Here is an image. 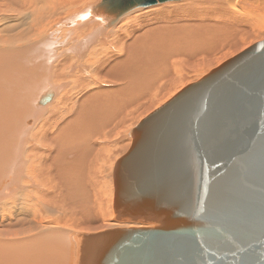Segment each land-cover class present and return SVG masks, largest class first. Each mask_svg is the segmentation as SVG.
<instances>
[{
	"label": "bare ground",
	"instance_id": "obj_1",
	"mask_svg": "<svg viewBox=\"0 0 264 264\" xmlns=\"http://www.w3.org/2000/svg\"><path fill=\"white\" fill-rule=\"evenodd\" d=\"M193 1L165 10L135 6L120 16L111 4L115 21L107 26L106 0H0V205L14 199L21 216L0 218V264H74V234L152 227L96 223L114 216L115 187L106 207L105 175L119 160L115 152L129 150L124 133L183 90L169 88L186 71L211 64L221 41L238 46L235 7ZM260 6L237 29L243 37L264 32V1ZM26 187L60 206L55 226L31 210ZM74 219L83 222H60Z\"/></svg>",
	"mask_w": 264,
	"mask_h": 264
},
{
	"label": "water",
	"instance_id": "obj_2",
	"mask_svg": "<svg viewBox=\"0 0 264 264\" xmlns=\"http://www.w3.org/2000/svg\"><path fill=\"white\" fill-rule=\"evenodd\" d=\"M167 1L102 5L108 26L111 4L120 16ZM131 138L113 170L114 220L152 227L74 234V264H264V40L185 87Z\"/></svg>",
	"mask_w": 264,
	"mask_h": 264
},
{
	"label": "rangeland",
	"instance_id": "obj_3",
	"mask_svg": "<svg viewBox=\"0 0 264 264\" xmlns=\"http://www.w3.org/2000/svg\"><path fill=\"white\" fill-rule=\"evenodd\" d=\"M184 0L182 1H178V3H165V4H161V5H158L157 6H153L154 10L155 9H162V10H165L164 7H167L168 9H174V6L175 8H184L185 6L189 5L190 3L192 2H188L189 0H186L185 2H183ZM193 1V0H191ZM196 1H199V3H209V0H196ZM214 1V0H213ZM223 1L227 4H231L232 6H234V12L236 13L237 17L242 19L241 23L239 25H237V29H241L243 27H246V26H249L250 24V20H255V16L253 14V9L257 10L258 12H262V9H261V6H260V2L261 1H264V0H251V3L250 5H248L247 3H245L243 1V3L241 2H238V0H217V1H214L212 3H214V5H216L215 3L217 4H221L223 3ZM240 1V0H239ZM182 2V3H181ZM195 2V1H193ZM150 7V6H149ZM145 10H153V9H150V8H145V9H141V11H145ZM261 15H263V13H260ZM233 30V32H237V36H238V46L236 48H225V44L224 42H220L219 45H218V48L214 49L211 53V56H212V63L211 64H208L204 67H201L199 69H194V70H188L186 71L183 75H182V80L181 81H178V83H175L174 85L172 84L171 86L172 87H168L169 90H176L180 87L181 84H184V86H182V88L180 89H183L184 87H186L187 85L191 84V83H194L196 82L197 80L195 81H192L197 75H200L201 73H204V75H206L209 71H211L212 69H214L215 67H218L220 64H222L223 62H225L226 60H228L229 58L235 56L236 54L240 53L241 51L245 50L246 48H248L249 46L253 45L254 43H257L261 40H264V36L261 37V38H258L260 36L263 35L264 32H262L261 35H253L252 37L250 36H245L243 37L242 36V33H239L238 30ZM232 32V34H233ZM234 33V35H236ZM231 32L229 35H232ZM233 36V35H232ZM235 37V36H234ZM242 45L244 47H242ZM242 47V48H241ZM221 52V53H220ZM202 57V56H201ZM202 76V77H203ZM201 77V78H202ZM200 79V77H199ZM198 79V80H199ZM73 88V83L70 84V87L68 86V88H65L63 91L61 92H65L66 89L67 91L69 89ZM47 90V89H46ZM169 90H165L163 91L156 99V101L152 104H156V103H161L166 97H168L171 93V91L169 92ZM56 97V96H55ZM37 101V100H36ZM161 107V106H158V108ZM40 107H38L39 109ZM158 108H154V110H157ZM149 109V108H148ZM147 109V110H148ZM143 110L145 109H142V111H139L140 113L143 112ZM146 110V111H147ZM153 109L150 111V113H152L154 111ZM145 111V112H146ZM148 112V114L144 115H140L137 119V122L143 118V117H146L147 115L150 114ZM139 113H137L138 115ZM144 115V116H143ZM137 122H136V125L133 127L135 128L137 126ZM132 129V128H131ZM130 130H128L127 132H129ZM125 132L124 133V136H123V139L126 141L125 143H127L129 140L130 142L132 143V138L130 137V132L127 133ZM131 146V145H130ZM130 148V147H129ZM121 151V150H120ZM117 150V154L115 152V156L118 157L119 159L122 157V155L126 154V152H121ZM128 151V150H127ZM119 154V155H118ZM117 158V159H118ZM115 162V161H114ZM113 168V167H112ZM110 168L109 170H106V175H105V178H106V182H105V190H106V199H105V205L107 207L108 205V188H110L109 186L111 185L113 188H114V184H113V174L111 171ZM30 177H33V176H30ZM26 190L27 191H24L23 190V193L25 194V197L28 201V203L30 204L31 206V210H34V209H37L39 210V213L45 218V220L47 221H51L49 224H54L52 226H55V222H57L55 220L56 219H60V206H52L50 203H48L47 201L45 200H40L38 199V197L28 191H31L30 188L26 187ZM43 193H45L44 190H42ZM114 197V196H113ZM2 206V207H1ZM112 206H113V202H112ZM111 206V207H112ZM0 218H9L10 219V222L11 221H14V219H18V220H21V216L19 215V213L17 212L18 211V208L19 207L17 205L16 202H14V199H12L11 201H6V202H3L1 205H0ZM109 207V205H108ZM101 221V222H100ZM59 222V221H58ZM61 223H63L66 227L67 225H73V224H78V223H82L83 221L78 219H74L73 221H60ZM92 222V221H91ZM115 220H114V216L113 218L109 219L107 216H104L102 218H100L98 220V223H96L97 226H105L106 228L107 227H110L109 224H112L114 223ZM37 225H35V228H37ZM139 225H142V224H139ZM147 226V225H145ZM78 227H81V225H79ZM65 228V227H64ZM68 229V228H67ZM97 233V232H96Z\"/></svg>",
	"mask_w": 264,
	"mask_h": 264
},
{
	"label": "snow or ice",
	"instance_id": "obj_4",
	"mask_svg": "<svg viewBox=\"0 0 264 264\" xmlns=\"http://www.w3.org/2000/svg\"><path fill=\"white\" fill-rule=\"evenodd\" d=\"M241 264H244V262L242 261Z\"/></svg>",
	"mask_w": 264,
	"mask_h": 264
}]
</instances>
